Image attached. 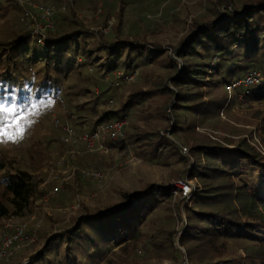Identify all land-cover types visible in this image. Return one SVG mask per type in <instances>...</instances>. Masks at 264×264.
Wrapping results in <instances>:
<instances>
[{
  "label": "trees",
  "instance_id": "16d2710c",
  "mask_svg": "<svg viewBox=\"0 0 264 264\" xmlns=\"http://www.w3.org/2000/svg\"><path fill=\"white\" fill-rule=\"evenodd\" d=\"M2 1L5 3L1 16L14 22L17 17L20 19L23 10L15 0ZM53 1L59 12L54 29L47 32L43 43L31 37V31L21 20L15 30L0 36V97L21 109L36 105V114L31 119L39 118L43 112L50 113L57 98H67L69 113L79 119L72 125L76 135L127 117L126 112L130 111L132 121L138 117V123H163V127L152 130L131 123L125 129L124 139L110 144L109 153L71 154L70 161L77 167L91 159L104 163L116 148H129L149 163L161 164L166 159L189 167V158L179 147L186 146L195 161L188 178L199 179L203 185L193 195L187 213L188 226L180 239L188 264H263L264 154L245 140L232 147L231 141L222 144L208 138L198 139L195 123L200 121L198 117L204 122L210 115H219L227 102L217 94L221 88L251 71L260 72L264 78V0H211L215 17L206 15L194 22L187 36L176 46H170V51L150 38L163 36L168 25L180 24L183 33L186 22L174 12L166 16L164 24L156 22L148 14L151 12L148 0H113L114 4L109 0ZM82 2L91 6L80 8ZM63 6L69 13L61 11ZM77 6L91 15L94 24H88L78 10H73ZM222 6L225 13L220 11ZM95 26L100 28L99 32L92 30ZM172 51L179 61L172 57ZM148 72L156 76L155 84L142 92L133 90L128 102L122 103L119 94L134 85L138 74V83L145 80ZM107 77L114 84L103 83ZM125 77L134 79L125 81ZM242 92L244 89H238L235 98ZM203 98L209 102H200ZM246 99L264 103V82L252 88ZM156 100L161 104L154 106L152 102ZM106 101L116 102V108L105 110L102 106ZM90 104L93 106L87 107ZM170 129L174 140L162 134ZM53 142L54 139L48 141ZM55 142L69 149L55 162L75 147L60 138ZM43 161L32 156L29 167L12 166L6 170L0 165V170H6L0 177V224L28 217L34 204L47 195L41 186L48 175L35 174L38 169L35 162ZM95 170L101 172L100 168ZM91 179L77 172L66 186L85 187L84 182ZM78 180L89 181L78 184ZM53 187L54 184L50 189ZM172 204L173 188L169 186L151 184L140 192H121L120 203L113 207L90 210L81 206L79 216L60 232L52 231L51 225L31 231L35 242L0 264H22L25 260L29 264H104L113 248L141 241L146 229L154 228L159 211L170 209ZM166 219L173 229L174 216ZM168 232L167 243L161 246L167 245L172 260L180 262L184 255L174 248L175 232ZM40 240L43 246L35 251ZM240 249L245 256L239 253ZM15 257L19 261L14 262Z\"/></svg>",
  "mask_w": 264,
  "mask_h": 264
},
{
  "label": "rangeland",
  "instance_id": "374dc122",
  "mask_svg": "<svg viewBox=\"0 0 264 264\" xmlns=\"http://www.w3.org/2000/svg\"><path fill=\"white\" fill-rule=\"evenodd\" d=\"M35 2L55 6L53 0H37ZM109 2H113L114 4L113 0H109ZM4 3V1L0 0V10H3L2 7ZM57 3H59V1ZM148 4L151 11L148 12V14H150V18L160 24H164L163 22H165L164 20L166 16L172 12L181 18L183 22H186V31L183 33L180 32V24L179 26L168 25L165 27L163 36L150 38L151 42L161 43L164 45L166 50L169 51L171 50L170 46H176L181 39L187 36L186 32L190 30V26H192L194 22L198 21L203 16L204 18L207 16L215 17V11L213 10L214 5L211 0H148ZM65 5L67 6V4ZM87 6L89 7L91 5L86 2L80 3V8L84 7V9H86ZM67 9L68 8H65V11L62 10V12H67ZM73 10H78L81 18L87 20L88 24H94L91 22L93 20L91 15L81 12V10L78 9V6ZM220 11L225 13V7L222 6ZM58 12L59 10L57 9V13ZM67 13H69V10ZM113 16L114 15H112V17ZM97 17L98 16H96L94 20H97ZM22 19L23 15L20 19L17 17V20L14 22L13 20L3 18L0 14V36L10 30H15L17 28L18 20L22 21ZM99 29L100 28L97 26L92 28L94 32H99ZM106 30L109 29H103V31ZM171 55L175 60L179 61L174 51L171 52ZM180 67L182 68V64ZM147 74L149 76L147 75L148 77L139 83L138 78L140 75L138 74L134 85L126 87L119 94L121 96L120 100L122 103L124 102L125 104L128 102L129 96L133 90H140L142 92L143 90H148L153 84H155L154 81L157 79L156 76L151 75V72H148ZM102 82L107 85L114 84L112 78L110 77L102 80ZM94 90L97 94H100L97 88ZM217 94L222 101L227 99L226 104L218 111L219 115H210L204 122H202V118L198 117L200 121H196L195 123V136L198 139L208 138L213 142L222 144H227L231 141L233 143L232 147L245 140L248 145H251L264 154V103L256 100H248L246 99V96L241 98L238 96L236 99V91L230 93L228 86L221 88L217 91ZM57 99L54 100L55 102L53 103L50 113L43 112L39 118L32 119L34 120L33 126H25V131L21 138L15 142L9 140L7 142L0 143V165L4 166L6 170L10 169L12 166L17 167L23 165L25 167H29L32 163V156H35L39 161L42 159L45 160L42 164H37L35 162L36 168H38L35 174L38 175L44 173L45 169L49 166H47V164H52V162L54 163L59 155L69 150L62 148L60 143L55 142L56 138H60L62 141L63 132L53 124L52 120L54 116H57L61 121H67L72 126L73 124L79 122V119L78 116H73L72 113H69L70 103L67 98H64L66 101V108L60 105L57 102ZM103 101H105V99H103ZM156 102H152L154 106L161 104V101L156 100ZM200 102L208 103L209 99L203 98ZM103 105L104 106L102 107L105 110H109L115 109L117 103L106 101ZM92 106L93 104L87 105V107ZM141 108L144 107L141 106ZM154 109L155 107H152V110ZM126 113L128 116L124 115L125 113H122V115L127 116L124 117L127 120V128H130L131 123H137V125L139 124L138 126L147 130H152L157 126H164L163 123H155V121H150L149 123H138V117H134V121H132L133 116L129 114L131 111ZM168 113L171 114L170 110ZM171 132L172 130L170 129V132L166 133L162 131V134L167 136V138L174 140L171 136ZM49 139H54V142L48 143V141H50ZM175 142L177 145H180L178 141ZM36 143L38 144L36 145ZM179 147L181 148L186 146L180 145ZM40 151H42V154L39 153ZM71 152H83V149L80 150L79 148L74 147ZM71 152L64 154V156L69 158V156H71ZM85 153L86 152H84V154ZM108 156L109 158L106 159L104 163H97L98 161H96V159L94 161L91 159V161H88L87 163L83 161L82 167H79L81 170H89L87 168L93 169L89 171H96L95 169L100 168L101 172L105 174V178L102 182H96L92 179L91 181L84 180L89 182L78 180L76 183L79 184L80 182H84L85 187H79L76 185L74 186L75 188H68L66 184L70 183L76 175L70 181L65 182V184H60L59 182L57 186L60 187V192L54 198H51L49 202L38 200L34 204L32 214L28 217L24 219L12 218L0 224V244L2 232L8 224L16 225L18 223H28L29 236L31 231L35 232L42 226L48 227L50 225L52 226V231L57 233L71 224L73 219L79 216L80 211L78 210L81 206H85L90 210L113 207L120 203L121 192H140L143 188L152 184L173 188V204L170 206V209L167 208L165 210H160L157 218L155 219L156 222L154 228H162L163 231H155L154 228H147V233L141 241L127 242L108 252L107 261L104 264H188V258L185 253L186 250L183 246H181L180 239L188 226L187 213L189 207L192 206L193 195L198 192L199 188L203 187L199 179L190 180L188 178V171L189 168L194 165V159L188 156V161L190 162L189 167H186L185 163H178L175 160L166 159L162 160L161 164H153L138 158L136 153L133 150H129V148H116ZM98 159L101 160L100 158ZM71 166L77 167L72 162ZM5 171L0 170V177L5 174ZM248 171L249 170H246V172ZM180 181L189 182V184L194 187V191L189 197H184V195L178 191L177 184ZM87 183H89V185H87ZM46 191L47 194L51 192L50 186H48ZM158 194L161 195V193ZM171 215L175 218V225L173 229H171V225L166 219ZM168 230H174V248L182 252L184 255V258H182L183 260L180 258V262H174L172 260L166 251L168 250L166 249L167 245L161 246V243H167L166 239L169 236ZM30 237L34 238L32 236ZM151 237L152 239H150ZM92 239L94 241L95 236H92ZM27 243L29 244V241L26 242V244ZM87 243L90 244L91 242L87 241ZM153 243L157 245L153 246ZM42 246L43 242L40 240L34 247L35 251L42 248ZM239 253L242 256H245V251L243 249H240ZM13 260L14 262L19 261V257H15ZM25 262H27V260H25Z\"/></svg>",
  "mask_w": 264,
  "mask_h": 264
},
{
  "label": "built area",
  "instance_id": "2783aa9c",
  "mask_svg": "<svg viewBox=\"0 0 264 264\" xmlns=\"http://www.w3.org/2000/svg\"><path fill=\"white\" fill-rule=\"evenodd\" d=\"M16 3L23 10L22 22L31 31V37L43 43L47 38V32L54 29V19L57 14V8L55 6L47 5L44 3H38L34 0H16ZM66 7L62 10L65 11ZM61 10V11H62ZM121 77V75H120ZM134 77H125V81H132ZM264 82V78L260 72L251 71L245 77L240 80L234 81L228 86L230 93L237 91L238 89H244V92L240 93L239 97H245L250 93L252 88L260 87ZM57 102L66 108V101L63 97H59ZM53 124L59 128L62 134V141L67 144H71L83 152H71L74 155H83L84 152L107 154L110 151V144L113 142H119L125 137V129L127 126L126 118L115 120L111 123L102 124L91 132H84L81 135H76L73 127L69 122L61 121L57 116L53 117ZM181 152L184 156H190L188 148L181 147ZM48 175L47 181L41 186L42 190H47L48 186L52 184L54 187L49 194H47L43 202H49L51 198H54L59 192L60 187L57 184L60 182L70 181L77 172H80L86 178H92L99 182H102L105 178V174L100 171H89L86 169H80L79 167L71 166V162L67 156L60 158L58 161L50 164L44 171ZM193 186L186 181H180L177 184V189L184 197H189L193 193ZM28 223H18L16 225H6L5 230L1 236L0 246V263L10 260L17 252L25 249L35 242L34 238H31L29 232ZM29 241V244L26 242ZM30 261H24L23 264H29Z\"/></svg>",
  "mask_w": 264,
  "mask_h": 264
},
{
  "label": "snow or ice",
  "instance_id": "6c2138e0",
  "mask_svg": "<svg viewBox=\"0 0 264 264\" xmlns=\"http://www.w3.org/2000/svg\"><path fill=\"white\" fill-rule=\"evenodd\" d=\"M0 101V143L15 142L23 136L26 124L34 123L31 117L36 114L37 106L33 104L31 109H21L14 103L9 105L4 97H0Z\"/></svg>",
  "mask_w": 264,
  "mask_h": 264
}]
</instances>
